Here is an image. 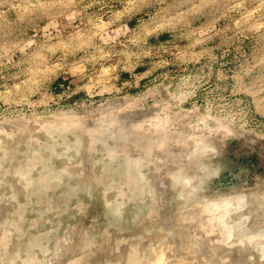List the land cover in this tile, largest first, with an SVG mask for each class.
<instances>
[{
  "label": "rangeland",
  "instance_id": "1",
  "mask_svg": "<svg viewBox=\"0 0 264 264\" xmlns=\"http://www.w3.org/2000/svg\"><path fill=\"white\" fill-rule=\"evenodd\" d=\"M0 264H264V0H0Z\"/></svg>",
  "mask_w": 264,
  "mask_h": 264
},
{
  "label": "bare ground",
  "instance_id": "2",
  "mask_svg": "<svg viewBox=\"0 0 264 264\" xmlns=\"http://www.w3.org/2000/svg\"><path fill=\"white\" fill-rule=\"evenodd\" d=\"M158 262H159V260L156 261V263H158Z\"/></svg>",
  "mask_w": 264,
  "mask_h": 264
}]
</instances>
